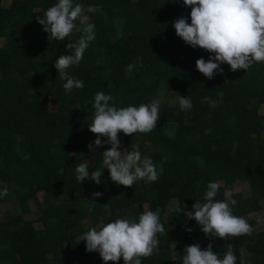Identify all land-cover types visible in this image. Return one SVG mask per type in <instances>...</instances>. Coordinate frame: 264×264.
I'll return each mask as SVG.
<instances>
[{
  "label": "trees",
  "instance_id": "16d2710c",
  "mask_svg": "<svg viewBox=\"0 0 264 264\" xmlns=\"http://www.w3.org/2000/svg\"><path fill=\"white\" fill-rule=\"evenodd\" d=\"M75 2L84 5L95 25V39L81 62L66 70L84 81L82 89L69 93L55 61L74 54L66 45L81 34L49 40L36 21L58 0H10L7 7L0 0V191L8 189L0 204L17 203L0 220V264H104L98 252L86 251L84 234L117 219L138 222L143 206L159 209L165 232L157 234L164 240L150 257L141 258L142 264H182L185 247L197 243L201 249L211 243L220 258L231 246L236 264L241 259L264 264V232L226 240L206 237L195 220L184 216L195 202H205L210 182L231 190L242 176L255 195L264 189V62L235 72L225 63L223 74L206 78L196 60L207 61L212 54L186 45L172 25L181 16L191 22V8L183 0ZM97 92L111 95L117 108L161 101L155 129L119 134L124 149L138 144L142 156L152 159L157 181L125 187L112 182L107 169L100 184L76 179L85 156L93 160L92 172L104 167V146L94 153L88 147L96 139L89 124ZM178 94L191 99L190 110L181 109ZM94 192L103 195L93 198ZM215 200L225 201L224 188ZM173 202L177 207L171 210ZM29 203L36 207L39 230L24 221ZM247 203L242 194L230 193L234 215L260 210ZM116 264H124L123 258Z\"/></svg>",
  "mask_w": 264,
  "mask_h": 264
},
{
  "label": "clouds",
  "instance_id": "9594fccd",
  "mask_svg": "<svg viewBox=\"0 0 264 264\" xmlns=\"http://www.w3.org/2000/svg\"><path fill=\"white\" fill-rule=\"evenodd\" d=\"M183 5L191 8L190 20L181 16L172 22L176 35L186 45L199 47L209 52L206 61L203 57L196 60V68L206 78L213 79L217 71L223 74L222 64L230 66V70H247L254 62H264V0H183ZM36 21L48 33L49 40L64 41L73 32L80 33L76 43H67V49H74V54L60 55L55 61V68L66 92L82 89L84 81L73 78L66 70L78 65L83 54L95 39V25L89 22L83 4L75 0H58V3L43 12V18ZM79 22V23H77ZM134 63L127 65L131 72ZM179 105L182 110H190L193 105L187 96L179 95ZM111 95L97 92L94 96L95 109L93 121L89 130L96 134V139L88 145L94 153L96 147L111 145L102 153L103 168L95 169L89 175L90 162L85 160L76 167V179L82 184L91 179L100 184L104 169H107L112 182L125 187H132L138 180L155 182L159 178L156 166L151 158L142 156L139 145H131L121 150L119 134L133 135L149 133L156 128L160 116L158 99L148 104L117 108ZM215 102H213V106ZM105 137L106 139H102ZM220 185L210 182L203 203L195 202L191 211L184 212L189 220H195L206 237H218L226 240L228 237L251 235L252 226L248 221L233 214L231 205L237 201L215 200ZM5 186L0 196H6ZM93 198L101 197V192H94ZM95 201L94 199H92ZM91 210V209H90ZM264 223V220L258 218ZM191 232V228H187ZM165 232L160 222L159 209L142 213L138 222L129 219H117L99 229L92 227L84 234L86 251L98 252L104 264L109 261L116 264L123 258L124 264H142L141 258L150 257L158 246L157 234ZM182 264H236L237 257L231 246H228L223 258L212 250L209 243L201 249L200 244L186 246ZM241 264H244L241 259Z\"/></svg>",
  "mask_w": 264,
  "mask_h": 264
},
{
  "label": "rangeland",
  "instance_id": "374dc122",
  "mask_svg": "<svg viewBox=\"0 0 264 264\" xmlns=\"http://www.w3.org/2000/svg\"><path fill=\"white\" fill-rule=\"evenodd\" d=\"M10 0H2L3 6L7 7L9 4ZM4 46V38H0V48H2ZM260 113L261 116L264 118V103L261 105L260 107ZM120 139V138H119ZM121 141V150L124 149V144L122 139H120ZM111 145L109 144H105L104 145V151H106L108 148H110ZM85 160H87L88 162H90V166H89V175H91L92 170L90 169L91 165H92V158L90 156H85L84 157V162ZM1 174V178H3L2 173ZM218 184L220 185V187L225 189V201L229 202L230 200V193H240L242 194L245 198H247L248 203L246 205V207H250L253 205H256V207H259L260 210L257 213H249L246 214L245 216H243V218H245L248 223L252 226V229L255 233L258 232H264V223H261L258 221V218H260L261 220H264V189H259L258 193L255 195L248 184V181L245 177H237V179L235 180L231 190H229L227 188V186H225L223 184V182H218ZM41 195L42 193H39L37 195L38 199L41 200ZM253 199H255V201H253ZM16 201H11V202H7L4 204H0V220L4 217V213L9 210L10 208L16 206ZM177 204L176 202H173L169 209H176ZM144 208V212L146 211V206H143ZM28 214L23 215L24 221L25 222H29L31 221L33 223V226L36 230L41 229V225L39 224V222L36 221L37 218V213H36V207L33 203H29V207H28ZM253 222H256L255 224H252ZM158 243L162 242L164 240L163 236H159L157 237ZM200 241H206V237H201L199 239ZM157 249V247L154 249V251Z\"/></svg>",
  "mask_w": 264,
  "mask_h": 264
}]
</instances>
